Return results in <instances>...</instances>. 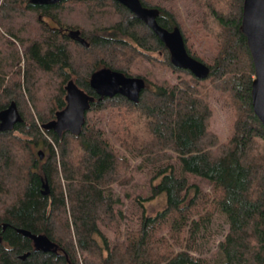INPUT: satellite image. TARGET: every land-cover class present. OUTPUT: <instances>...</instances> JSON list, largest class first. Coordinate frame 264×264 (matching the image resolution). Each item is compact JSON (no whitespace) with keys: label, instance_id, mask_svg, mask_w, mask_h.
Returning <instances> with one entry per match:
<instances>
[{"label":"trees","instance_id":"1","mask_svg":"<svg viewBox=\"0 0 264 264\" xmlns=\"http://www.w3.org/2000/svg\"><path fill=\"white\" fill-rule=\"evenodd\" d=\"M141 1L160 9V25L180 27L188 52L210 66L207 79L234 113L230 138L222 141L211 129L203 81L174 66L164 42L121 3L0 0V111L15 102L23 118L0 128V264H206L191 255L186 240L217 214L227 230L216 264H264V124L253 106L256 69L243 30L245 0H192L198 23L217 43L213 63L191 52L174 11ZM77 30L87 46L71 35ZM145 51L164 52L189 78L172 86L145 78L138 102L121 94L100 98L92 89V74L104 67L134 76L137 60L150 58ZM70 79L95 100L79 135L58 136L43 124L66 106ZM105 111L122 128L124 151L157 169L161 180L151 197L165 192L167 199L163 211L144 214L138 228L112 242L102 227L122 235L123 217L113 187L131 184L135 175L94 120ZM186 174L207 179L211 190ZM18 229L47 235L56 249H37Z\"/></svg>","mask_w":264,"mask_h":264},{"label":"rangeland","instance_id":"2","mask_svg":"<svg viewBox=\"0 0 264 264\" xmlns=\"http://www.w3.org/2000/svg\"><path fill=\"white\" fill-rule=\"evenodd\" d=\"M146 1L152 5L163 6L174 11L187 37V45L191 52L203 58L206 62L213 63L217 43L207 34L200 23H198L200 20V10L193 5L192 0ZM14 40L23 54L19 41ZM145 54L146 56H150V58L141 57L137 60L132 70L134 76L141 75V77L143 76V78L148 79L152 83L168 86L178 83L183 78H189L188 73L175 69L170 64V60L164 52L145 51ZM18 67L22 68L24 72V57H22ZM22 81L24 84L23 77ZM202 81V91L213 109L211 129L220 136L222 141H227L233 132L234 113L227 104L225 96L221 95L220 97L221 93L213 89L210 79H203ZM108 115L109 112L105 111L101 115L103 117L94 116V120L103 128L112 146L129 158L135 175V179L131 184H115L113 187L115 193L122 200L118 208L122 210L123 217L118 219V225L120 226L122 235L118 234L119 231L111 230L105 226L102 227L112 242L116 239L122 241L130 229L138 228L141 225L144 214L147 216H155L160 211H163L166 207L167 199L165 192L151 197L153 194V186L157 185L161 180V177H156L157 169L144 162L142 158L133 157L124 151L120 143L122 128L114 123ZM172 163L175 165L176 173L181 175L182 170L179 161L174 159ZM161 164L164 165L167 163L164 162ZM186 175L189 181L197 184L202 191L208 192L211 190V183L207 179L192 174ZM226 230L227 221L225 216L222 214L215 215L212 222L203 226L194 238L190 237L186 240L191 255L206 264H216L219 262L221 258L219 244ZM80 260L82 262V258Z\"/></svg>","mask_w":264,"mask_h":264},{"label":"water","instance_id":"3","mask_svg":"<svg viewBox=\"0 0 264 264\" xmlns=\"http://www.w3.org/2000/svg\"><path fill=\"white\" fill-rule=\"evenodd\" d=\"M34 4H55L62 0H30ZM145 24L168 47L171 63L177 68L190 71L198 79H207L211 74V68L203 61L192 56L186 47V41L180 27L169 30L158 22L160 9L158 7L144 6L141 0H115ZM243 30L248 38V43L253 55L256 69V78L253 82V106L256 114L264 124V0H245L243 12ZM83 45L88 42L80 36V31H71ZM92 89L100 98L113 97L121 94L134 102H138L142 90L146 87V79L141 76H129L122 71L108 67L95 71L90 80ZM66 106L56 112V117L43 124L46 130L54 131L58 136L69 131L73 135H79L86 121V112L91 107L95 96L81 88L73 79L66 85ZM23 120L15 102L0 111V128L10 129ZM41 158L44 157L39 151ZM45 194L49 193L48 184L45 183ZM24 235L32 238L37 249L44 252L56 249V243L44 234H35L29 230L18 229ZM29 253L22 256L24 259Z\"/></svg>","mask_w":264,"mask_h":264}]
</instances>
